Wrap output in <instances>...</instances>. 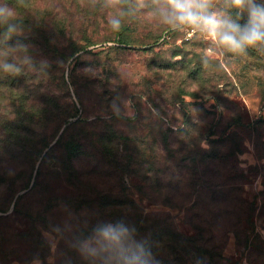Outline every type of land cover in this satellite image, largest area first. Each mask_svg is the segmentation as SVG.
<instances>
[{
    "label": "trees",
    "instance_id": "1",
    "mask_svg": "<svg viewBox=\"0 0 264 264\" xmlns=\"http://www.w3.org/2000/svg\"><path fill=\"white\" fill-rule=\"evenodd\" d=\"M7 2L11 5L14 0ZM98 11L91 0H25L17 8L26 28L20 39L32 46L37 61L46 59L50 66L42 75L0 74V264L15 260L29 264L34 259L49 264L50 244L44 231L63 237L56 226L58 206L72 209L71 214L78 215L75 219L83 222L71 232L75 241L100 220L122 219L135 226L138 239L152 245L162 264L190 260L217 264L225 233L233 231L238 243L247 245L243 224L264 218V190L258 207L255 200L247 201L242 195L250 180L240 167L244 148L237 129L248 131L253 126L237 115L219 128L222 118L217 119L214 112L202 105L194 111L187 106L182 99L186 79L170 80L169 72L185 69L188 78L202 81L207 94L211 65L205 67L201 60L191 65L193 59L181 45L163 49L169 34L138 40L125 23L121 31L96 40L87 32L97 27ZM74 21L79 24L76 30ZM108 42L112 44L90 48ZM128 48L151 54L147 72L161 73L163 81H150L147 75L140 90L118 84L111 93L107 90V106L116 105L118 93L134 96L138 110L134 119L122 114L121 104L105 114L83 113L79 89L95 87L103 80L96 78V70L86 69L82 57L118 54ZM257 54L250 50L247 55ZM77 71L85 77L81 85L75 80ZM103 83L108 89L111 86ZM153 114L151 125L145 120ZM219 116L223 117L222 112ZM126 123L137 125L136 132L121 130L119 126ZM249 168L258 170L257 165ZM132 189L167 206L176 201L181 206L194 194H208L217 218L226 221L223 232L206 239L204 227L191 222L195 231L185 235L165 212H144Z\"/></svg>",
    "mask_w": 264,
    "mask_h": 264
},
{
    "label": "rangeland",
    "instance_id": "2",
    "mask_svg": "<svg viewBox=\"0 0 264 264\" xmlns=\"http://www.w3.org/2000/svg\"><path fill=\"white\" fill-rule=\"evenodd\" d=\"M84 5L87 6V2ZM97 14L95 23L97 27H90L87 33L91 34L96 40H101L110 36L113 32L106 22L108 13L99 8ZM74 23L76 24L74 30H76L79 24L75 21ZM126 23H129L133 35L138 40L159 33L169 34L162 48L172 49L175 45L183 46L187 57L193 59L191 65L194 64L193 62H199L203 55L211 58L213 63L211 64L209 77L212 76V78L210 84L207 85L211 89L209 93L203 94L202 81L188 78L185 69L171 70L169 79H175L176 81L179 78L182 80L185 78V94L182 99L193 111L202 105L206 110L214 112L217 119L222 118L219 128L225 125L228 118L237 115L244 124L253 126L248 131L243 128L237 129V131L239 136L243 138L244 148L243 153L239 155L240 167L244 169L250 180L244 184L242 195L247 201L255 200L258 207L261 198L260 192L264 190V55L258 53L251 56H232L213 49L210 42L194 34L176 33L174 36L175 33H166L167 30H162L155 25L140 20H132ZM162 39L163 37L159 39V42H162ZM111 44L110 42L106 44L97 43L90 46V48L94 51ZM151 57V54L144 53L140 49L129 48L118 54L84 55L82 60L86 65V69L89 70V67H91V69L96 70V78H101L107 84L111 83V86L108 89L103 87L104 83L102 81H97V84H99L95 87H81L79 91L83 96L84 108L80 109L83 113L85 111L91 117L94 114H105L110 110H115L121 104L122 114L134 119L138 114L136 105H134V96L130 99L125 94L118 93L116 105L107 106L105 99L108 94L106 92L108 90V93H111L110 90L111 88L114 89L115 84L123 85L124 88L132 87L133 90H140L139 84H141L142 78L147 75L150 81L161 83L165 78L160 76L161 73L156 75L153 70L147 72V63ZM178 58L176 56L174 60ZM98 73H100L99 76ZM84 79V74L77 71L75 75L76 82L81 85ZM69 89L75 101L72 88ZM155 100L158 99L155 98ZM129 102L131 106H129ZM140 109L143 110L144 106L141 105ZM221 112L223 117L219 116ZM154 119L153 114L151 119L145 121L152 125ZM203 120L209 121L210 119L205 117ZM119 127L125 133L136 132V129H138L137 125L127 123L121 124ZM255 165L258 166L256 172L249 168ZM2 188L0 186V190ZM132 191L144 212H165L173 221L175 228L185 235H191L195 231L191 222H198L205 228V230L203 228V233L206 239L212 238L214 235L219 236L223 232L222 227L226 221L221 217L217 218V208L214 203L209 201L208 194H194L184 205L180 206L176 201L173 204L171 203V206H167L156 203L147 196H140L133 189ZM186 192H189V190ZM55 209L57 210L56 226H59V232H63V237H58L52 231H44V236L50 244V254L47 256L46 261L49 264H82L85 260L73 247L75 240L71 236V232H74L83 222L79 218L75 219L78 215L71 214L72 209L63 206H58ZM252 223L243 224V227L246 228L245 234L249 236L247 245L238 243L233 231L225 233L226 241L221 248V255L217 257V264H238L242 260H246L249 264H264V239L260 233L261 227L264 226V218L255 217ZM11 264L20 263L15 260ZM29 264H42V261L34 259ZM187 264H193V261L190 260Z\"/></svg>",
    "mask_w": 264,
    "mask_h": 264
},
{
    "label": "clouds",
    "instance_id": "3",
    "mask_svg": "<svg viewBox=\"0 0 264 264\" xmlns=\"http://www.w3.org/2000/svg\"><path fill=\"white\" fill-rule=\"evenodd\" d=\"M24 4L25 0L11 5L0 0V74L6 77L42 75L50 66L46 59L37 61L32 46L20 39L26 28L17 8ZM91 4L108 13L106 22L113 32L140 20L169 32L194 34L232 56H246L250 50L264 55V0H91ZM201 61L205 67L213 63L207 55ZM73 247L87 264H162L152 245L138 239L135 226L122 219L98 221Z\"/></svg>",
    "mask_w": 264,
    "mask_h": 264
},
{
    "label": "built area",
    "instance_id": "4",
    "mask_svg": "<svg viewBox=\"0 0 264 264\" xmlns=\"http://www.w3.org/2000/svg\"><path fill=\"white\" fill-rule=\"evenodd\" d=\"M260 233H261L262 238L264 239V226L261 227ZM238 264H249V263L246 260H242Z\"/></svg>",
    "mask_w": 264,
    "mask_h": 264
}]
</instances>
